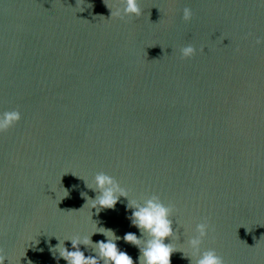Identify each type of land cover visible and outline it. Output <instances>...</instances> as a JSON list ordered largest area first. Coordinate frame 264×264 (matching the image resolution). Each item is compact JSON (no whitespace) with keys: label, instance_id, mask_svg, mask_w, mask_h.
<instances>
[{"label":"water","instance_id":"obj_1","mask_svg":"<svg viewBox=\"0 0 264 264\" xmlns=\"http://www.w3.org/2000/svg\"><path fill=\"white\" fill-rule=\"evenodd\" d=\"M106 4L0 0V111L21 112L0 132V258L66 264L50 245L90 232L81 193L94 198L85 180L103 171L130 199L174 205L170 264H190L205 218L202 249L264 264V0H138L123 17ZM127 200L92 219L139 235ZM116 243L136 264L139 249Z\"/></svg>","mask_w":264,"mask_h":264},{"label":"clouds","instance_id":"obj_2","mask_svg":"<svg viewBox=\"0 0 264 264\" xmlns=\"http://www.w3.org/2000/svg\"><path fill=\"white\" fill-rule=\"evenodd\" d=\"M114 4L115 7H109L106 4L110 9V17L139 16L141 14L138 0H114ZM78 10L84 11V8L80 6ZM192 15V9L186 5L182 10V19L188 21ZM257 41L259 42V38ZM195 52V47L190 43L180 48L182 57H190ZM20 118L21 112L16 108L0 111V132L8 130ZM85 183L87 187L97 193L94 198L81 193L86 198V202L81 208L85 205L88 208L89 219L92 221L91 230L87 234L77 233L63 239L55 235L57 244L50 245L49 249L54 256L58 253L57 258L62 257L66 264H134L133 257L118 247L116 243L123 239L139 249L136 264H170V255L177 250L170 239L167 242L165 240L166 237L176 235L172 227L173 204H165L156 194L148 195L140 200L130 199L128 190L121 186L113 176L103 171L97 172L90 181L85 180ZM121 196L128 198L126 208L131 209L128 219L130 224L139 230V235L127 231L121 237L112 228L98 226L97 221L92 219L90 209L95 208L98 213L103 208H113ZM210 230V225L205 218L195 224L194 234L187 237V254H183L189 258L190 264H225L223 257L218 255L214 248H201L203 238L208 235ZM95 233L102 234L105 239L92 241L91 236ZM65 240L71 242L70 248L65 246ZM81 244L91 245L93 254L85 255L79 246ZM37 250L42 251L43 249ZM4 261L3 258H0V264H4Z\"/></svg>","mask_w":264,"mask_h":264}]
</instances>
